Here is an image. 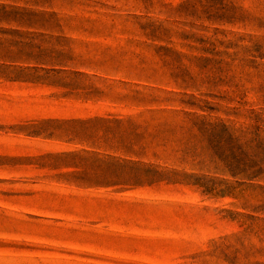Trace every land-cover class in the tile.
Listing matches in <instances>:
<instances>
[{"label": "rangeland", "instance_id": "rangeland-1", "mask_svg": "<svg viewBox=\"0 0 264 264\" xmlns=\"http://www.w3.org/2000/svg\"><path fill=\"white\" fill-rule=\"evenodd\" d=\"M253 114L264 0H0V264H264Z\"/></svg>", "mask_w": 264, "mask_h": 264}, {"label": "trees", "instance_id": "trees-1", "mask_svg": "<svg viewBox=\"0 0 264 264\" xmlns=\"http://www.w3.org/2000/svg\"><path fill=\"white\" fill-rule=\"evenodd\" d=\"M212 1V0H200ZM197 2V1H196ZM184 9L187 7L184 5ZM204 8V6H202ZM192 8L196 11V7ZM207 7L206 11H210ZM232 7L219 6L216 13L220 14L216 20L225 19V14L231 12ZM223 54V53H220ZM217 55V53H216ZM208 137L217 152L218 158L224 163L232 177L242 179V182H252L264 178V115L253 114L250 124L245 128H234L219 123H204ZM214 194H234L235 188L228 185L223 189L207 187ZM236 194H239L237 191Z\"/></svg>", "mask_w": 264, "mask_h": 264}]
</instances>
